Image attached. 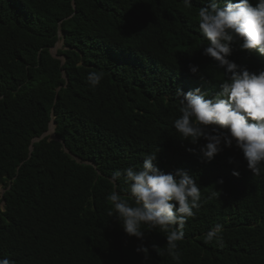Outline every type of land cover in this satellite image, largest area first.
I'll list each match as a JSON object with an SVG mask.
<instances>
[{
  "label": "trees",
  "instance_id": "obj_1",
  "mask_svg": "<svg viewBox=\"0 0 264 264\" xmlns=\"http://www.w3.org/2000/svg\"><path fill=\"white\" fill-rule=\"evenodd\" d=\"M201 6V0L190 8L183 0H0V187L6 191L0 257L16 264H176L160 254L164 231L142 225L141 241L108 215L113 190L130 199L123 177L114 181L113 173L139 169L143 156L158 150V169L187 170L201 191V207L177 242L179 264H264V175L253 176L235 146L205 162L199 151L205 141L182 140L172 124L180 115L177 89L199 87L211 98L223 79L216 62L202 55ZM121 25L131 30L129 45ZM60 31L57 55L64 62L51 54ZM94 37L118 48L97 53ZM229 59L250 71L264 68V56L235 45ZM189 64L200 71L191 73ZM92 71L103 76L96 87L86 80ZM52 122L57 139L43 137ZM217 223L223 246L203 239ZM141 243L147 259L135 251Z\"/></svg>",
  "mask_w": 264,
  "mask_h": 264
},
{
  "label": "clouds",
  "instance_id": "obj_2",
  "mask_svg": "<svg viewBox=\"0 0 264 264\" xmlns=\"http://www.w3.org/2000/svg\"><path fill=\"white\" fill-rule=\"evenodd\" d=\"M201 3L197 27L206 41L202 55L216 62L223 79L219 82V91L211 98H207L208 94L199 87L188 92L177 89L176 96L182 98L178 105L180 115L173 120V127L182 140L194 145L201 139L205 141L199 148L205 162H211L224 148L235 146L242 153L247 170L253 176L264 175V68L250 71L229 59L233 45L240 51H255L264 56V0H255V3L252 0H223V3L221 0H201ZM183 4L190 8L192 0H183ZM133 28L137 32L140 24ZM118 31L127 36L128 45L131 44L130 28L124 29L121 25ZM59 33L62 35L61 31ZM61 37L59 35L64 44ZM92 42L96 44L97 53L111 54L118 48L115 41L102 37H94ZM122 46H126L125 43ZM119 63L124 67L125 64ZM188 67L193 74L200 71L198 66L189 64ZM102 78V73L96 71L86 76L92 87L98 86ZM51 124L54 132L50 138L57 139L56 124ZM157 151L145 154L139 169L129 166L113 173L114 181L123 177L130 199H122L113 190L107 197L112 205L108 215H115L127 236L141 241L145 235L142 225H146L147 230L159 228L164 231L167 246L160 254H167L179 264L177 242L184 239L188 219L195 217L196 210L201 207V191L187 170L177 168L165 173L158 169L154 163ZM228 163L232 164L234 160L229 158ZM231 174L240 175L236 170ZM217 183L222 184L223 180ZM203 239L206 244L223 246V225L215 224ZM156 247L152 245L153 249ZM135 251L148 258L149 248L143 243ZM0 264L16 262L4 256L0 257Z\"/></svg>",
  "mask_w": 264,
  "mask_h": 264
},
{
  "label": "rangeland",
  "instance_id": "obj_3",
  "mask_svg": "<svg viewBox=\"0 0 264 264\" xmlns=\"http://www.w3.org/2000/svg\"><path fill=\"white\" fill-rule=\"evenodd\" d=\"M59 35H60V37L63 36V34L61 35L60 33H59ZM61 38H63V37H61ZM57 44H58L57 47L51 50V54H52V55L54 54V57H55L56 59H60V60L63 61L64 58L61 57V56H58V55H57V50H58L59 48H61V45L63 46V43H62V41H60V42H58ZM94 44H95V43H94ZM95 45H96V44H95ZM63 62H64V61H63ZM53 129H54L53 124H50L49 130L45 133V135L48 136V137H52V136H53V132H54ZM5 192H6V191H5V187H4V186H1V187H0V209H1V210L4 209V206H5V201L3 200V195H4Z\"/></svg>",
  "mask_w": 264,
  "mask_h": 264
},
{
  "label": "water",
  "instance_id": "obj_4",
  "mask_svg": "<svg viewBox=\"0 0 264 264\" xmlns=\"http://www.w3.org/2000/svg\"><path fill=\"white\" fill-rule=\"evenodd\" d=\"M6 202V201H5Z\"/></svg>",
  "mask_w": 264,
  "mask_h": 264
}]
</instances>
